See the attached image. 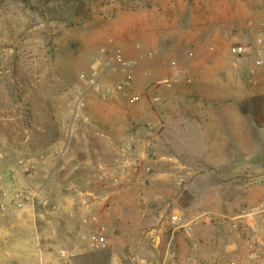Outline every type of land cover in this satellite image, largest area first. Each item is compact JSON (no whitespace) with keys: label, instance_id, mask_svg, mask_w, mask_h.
I'll return each mask as SVG.
<instances>
[{"label":"rangeland","instance_id":"1","mask_svg":"<svg viewBox=\"0 0 264 264\" xmlns=\"http://www.w3.org/2000/svg\"><path fill=\"white\" fill-rule=\"evenodd\" d=\"M208 28L223 35L221 41H207ZM236 35H244L257 58L264 59V0H0L3 187L14 197L11 176L18 158L30 159L36 167L34 173L17 172L15 189L30 196L29 202L23 208L8 203L6 211L0 210V264H161L171 215L181 216L191 230L178 232L186 242L178 264H264V249L251 259L248 233L233 230L230 220L258 205L244 202L241 188L236 191V184H247L250 172H230L225 178L200 164L190 172L177 170L179 155L154 137L157 124L149 127L129 111L134 135H99L87 108L88 99L98 96L82 79L91 75L97 60H107L101 48L138 60L132 90L98 97L109 101L118 95L132 104L129 96L136 94L139 81L144 88L151 78L169 73L179 78L176 72L187 68L181 65L183 57L194 56L190 38L211 50L219 45L230 50L241 44ZM145 40L161 44L151 59H142ZM154 61L157 66L146 68ZM145 74L148 79L141 81ZM124 75L123 70L109 73L104 83L117 85ZM144 93L140 91V100ZM149 97L156 106L168 99L155 91ZM79 101L85 106L77 108ZM60 127L74 130L68 148L60 149ZM128 142L135 146L131 155L124 153ZM133 161L138 171L130 167L121 174V166ZM245 161L249 164L250 158ZM148 165L151 171L146 172ZM220 183L231 198L230 209L219 201ZM156 187L180 190L182 197L159 201ZM14 212H19L17 218ZM29 214L34 231L14 225ZM261 221L264 227V213Z\"/></svg>","mask_w":264,"mask_h":264},{"label":"crops","instance_id":"2","mask_svg":"<svg viewBox=\"0 0 264 264\" xmlns=\"http://www.w3.org/2000/svg\"><path fill=\"white\" fill-rule=\"evenodd\" d=\"M205 32H207L205 35L210 34L207 41H221L224 37L217 35L215 29L208 28ZM196 34L199 33L195 32L194 35ZM235 37L241 42L240 45L246 47V53L241 56H234L224 45L213 47L211 50L197 41V37H192L189 42L193 45L194 56L183 57L181 65L187 68L181 67L176 72L178 79H172L171 73L165 78L154 76L155 78H151L150 83L144 88H141L139 81L138 87H135L133 92L138 95L140 91L145 93L138 104L125 103L118 95L109 101L92 95L87 101V108L89 119L95 123L98 134L106 138L134 135L132 122L135 118L128 116V111L139 121L145 120L157 124L154 137L158 140L159 146L169 145L171 152L179 155V159L176 158L177 170L190 172L195 168V164H200L211 172H219L220 177L223 174L225 178L230 172H234L233 175L237 176L243 170L249 171L251 178L247 184L242 186L236 184V191L241 188L243 201L256 205L264 201V161H261L264 159V98H262L264 68L258 67L255 63L258 60L252 51L255 46L249 47L244 35ZM122 45L125 47V44ZM160 45L155 40L144 41L147 51H158ZM150 63L146 64V68L158 64L156 61ZM149 71L161 75L166 72L165 70ZM185 72L189 81L185 78ZM147 79L145 74L141 81ZM157 85H159L158 89ZM152 91L167 95L166 103L154 105L149 97ZM73 135V128H59L56 137L60 149L68 148L67 140ZM181 156H187L193 162L189 164ZM246 158H250L249 164H246ZM210 177L214 179V175ZM223 186L224 184L220 183L219 201L226 205V209H230L231 198L228 197V191L224 190ZM155 191V199L163 201L169 198L171 202L180 200L183 193L180 190L168 192L158 187ZM17 215L19 212H14L15 218ZM29 216V219L21 224L14 225H21L34 231L35 227L30 221L31 214ZM64 229H60L59 233L66 234ZM77 234L83 233L77 232ZM185 244L182 233L176 234L173 246L181 256L184 255ZM180 264L184 263L181 261Z\"/></svg>","mask_w":264,"mask_h":264},{"label":"built area","instance_id":"3","mask_svg":"<svg viewBox=\"0 0 264 264\" xmlns=\"http://www.w3.org/2000/svg\"><path fill=\"white\" fill-rule=\"evenodd\" d=\"M101 55L105 56L107 60H97L95 65L92 66L91 75L88 78L82 77L83 81H85L91 89V92L96 94L98 97L102 99H106L114 96L117 92H122L125 95L132 90L134 83V69L138 66V60H124L118 54H111L105 48H101ZM231 54L234 56H241L246 53V47L243 45H235L230 49ZM192 55V54H190ZM153 57L152 51H147L142 55V59H151ZM258 67L264 68V59L260 58L256 62ZM173 65H177L173 63ZM173 66V67H174ZM118 70H123L125 75L122 81H120L117 85L115 84H105V77L112 72H116ZM160 97H156L155 100H159ZM129 100L131 103H137L140 101V96L137 94H131L129 96ZM85 104L82 101H79L77 104V108L84 107ZM149 127H152L153 123L147 124ZM135 151L134 143L128 142L125 145L124 153L125 154H133ZM4 158V153L0 152V159ZM45 158L42 157L41 161L44 163ZM16 170H14V174L11 178L14 179V197L10 195V192L7 191L4 186V176L0 173V210L6 211L8 209V203H12L14 208H23L27 202L31 199L30 196H24L18 189H15L17 185V175L18 171H23L27 173H31L35 171V165L32 160L26 158H18L15 160ZM130 167H133L134 171H138V166L135 161L131 162L128 166L123 164L120 168L121 174H127L130 171ZM146 172L151 171V166L148 165L145 168ZM26 173V174H27ZM5 200V201H4ZM9 200V202H6ZM27 201V202H26ZM11 204V205H12ZM264 213V201L260 204L251 207L249 210L242 212L236 216L230 218L231 226L233 230L236 231H246L247 234V245L250 246V258L256 259L259 253L263 252L264 249V227L261 221V216ZM168 224L171 231V236L167 240L165 244V256L161 264H178V251L175 249L174 239L178 232L186 231L190 234V224L185 222V220L178 215H171L168 217ZM159 243V240H155ZM95 245L99 246V243H95ZM153 264V263H151ZM230 264H238L236 261L230 262Z\"/></svg>","mask_w":264,"mask_h":264}]
</instances>
